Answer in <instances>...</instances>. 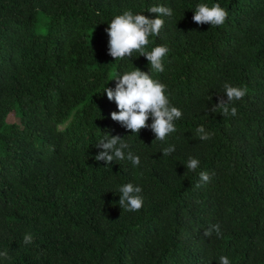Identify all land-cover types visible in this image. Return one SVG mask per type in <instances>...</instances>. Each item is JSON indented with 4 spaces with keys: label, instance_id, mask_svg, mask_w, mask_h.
<instances>
[{
    "label": "trees",
    "instance_id": "trees-1",
    "mask_svg": "<svg viewBox=\"0 0 264 264\" xmlns=\"http://www.w3.org/2000/svg\"><path fill=\"white\" fill-rule=\"evenodd\" d=\"M201 3L220 4L224 24L195 23ZM153 5L173 12L144 49H169L163 72L139 52L109 55L113 18H155ZM136 67L182 112L164 141L111 119L118 108L104 90ZM225 83L247 89L229 105L236 116L211 112L227 100ZM10 113L20 123H7ZM201 125L210 139L198 138ZM105 133L124 138L140 165L97 161ZM127 183L142 189L139 211L118 204ZM216 224L221 234L205 236ZM4 250L0 264H264V0H0Z\"/></svg>",
    "mask_w": 264,
    "mask_h": 264
},
{
    "label": "clouds",
    "instance_id": "clouds-1",
    "mask_svg": "<svg viewBox=\"0 0 264 264\" xmlns=\"http://www.w3.org/2000/svg\"><path fill=\"white\" fill-rule=\"evenodd\" d=\"M148 12L156 14L155 18H149L144 14H133L131 10L117 15L109 23L106 29L109 42V55L115 61L132 57L133 52H139L140 56H145L150 64V72H163L164 67L162 60L169 52V49L164 45H158L151 51H145V46L149 43V36H159L165 21L163 16H172L171 8L165 6L153 5L147 9ZM227 11L220 6L214 4L209 7L207 4H198L194 11L193 21L197 24H210L212 27L223 25L227 18ZM150 72L142 71L136 67L133 71H127L119 75L116 79L115 89L106 87L104 93L110 101H115L118 111L111 113V119L119 122L127 130L133 134L139 133L141 129L150 128L155 134L156 140L164 141L169 133L176 131L174 121L182 116V112L175 106H172L165 95V85L154 80ZM224 94L227 96L225 101L223 98L218 104H214L211 112L219 111L222 116L231 114L236 116L237 109L229 108V105L237 100H241L247 92V89L232 86L230 83H225ZM151 117L152 123L149 125L148 120ZM196 134L200 140H208L213 135L207 132L203 125L196 129ZM102 149L95 156L97 161H105L108 165L115 160L127 159L133 166L140 165V157L135 155L130 148V145L119 135H111L105 133L103 138L95 145ZM175 151V146L170 145L162 149L163 155L167 156ZM186 167L188 170L195 171L199 167V160L190 157ZM201 181L209 182L210 176L207 172L200 173ZM200 184H197L199 187ZM120 199L118 201L122 210L129 212L139 211L143 206V198L140 195L141 187L134 186L132 183H127L119 188ZM215 231L219 236V224L212 225L205 231V236H210ZM33 240L31 234L24 236V243L29 244ZM0 258H8V251H0ZM219 264H230L226 256L219 258Z\"/></svg>",
    "mask_w": 264,
    "mask_h": 264
},
{
    "label": "rangeland",
    "instance_id": "rangeland-1",
    "mask_svg": "<svg viewBox=\"0 0 264 264\" xmlns=\"http://www.w3.org/2000/svg\"><path fill=\"white\" fill-rule=\"evenodd\" d=\"M7 123H20V120L17 119L14 113H10L6 118Z\"/></svg>",
    "mask_w": 264,
    "mask_h": 264
}]
</instances>
